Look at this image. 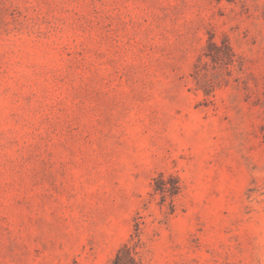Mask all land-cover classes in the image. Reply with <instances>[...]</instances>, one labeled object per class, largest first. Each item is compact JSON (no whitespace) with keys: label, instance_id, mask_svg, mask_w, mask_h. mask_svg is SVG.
Returning a JSON list of instances; mask_svg holds the SVG:
<instances>
[{"label":"rangeland","instance_id":"obj_1","mask_svg":"<svg viewBox=\"0 0 264 264\" xmlns=\"http://www.w3.org/2000/svg\"><path fill=\"white\" fill-rule=\"evenodd\" d=\"M131 236L264 264V0H0V264Z\"/></svg>","mask_w":264,"mask_h":264},{"label":"trees","instance_id":"obj_2","mask_svg":"<svg viewBox=\"0 0 264 264\" xmlns=\"http://www.w3.org/2000/svg\"><path fill=\"white\" fill-rule=\"evenodd\" d=\"M161 178L162 177H158V179L153 180V190L160 194L168 193L170 197H173L176 194L175 191L178 190V186L172 184V190H166L165 188L156 184L159 180H161ZM139 247L140 246L137 240L134 241L133 237L131 236L129 241L124 243L115 253L114 257L110 261V264H139L137 259Z\"/></svg>","mask_w":264,"mask_h":264}]
</instances>
